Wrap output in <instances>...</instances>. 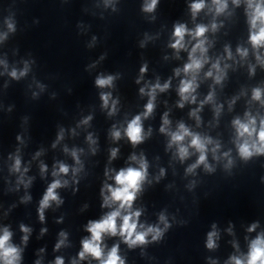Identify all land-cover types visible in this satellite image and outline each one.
Returning <instances> with one entry per match:
<instances>
[{
	"label": "clouds",
	"instance_id": "clouds-1",
	"mask_svg": "<svg viewBox=\"0 0 264 264\" xmlns=\"http://www.w3.org/2000/svg\"><path fill=\"white\" fill-rule=\"evenodd\" d=\"M158 0H150V3H146L144 7V11L152 12L154 11ZM213 5H215V11L217 14L224 12L227 8V0H212ZM233 4L239 5L240 0H232ZM247 8L249 10V23H250V43L254 48L264 47V0H246ZM191 11L193 17L205 7L204 0H196V2L191 4ZM7 28L9 31H15L14 23L11 20L6 21ZM212 30L214 31L217 27L216 24L211 25ZM208 31V28L204 25H197L194 31L189 32L183 24H177L175 26L173 36L175 37V42L170 46L173 49L179 51L185 47L184 38L185 35H191L193 39H196L197 42L191 48L189 53V62L184 65L182 71L190 75V79H184L180 83V87L178 89L179 95L181 97V102L179 104L180 107L184 106V102H192L195 103L196 97L193 95L196 88L198 87L196 82V74L200 71L205 63H207V56L205 53L207 52V48L205 47V33ZM4 37L0 36V39ZM228 57L231 58L232 54L228 49H226ZM237 52L241 57L247 56L246 49H237ZM197 53L200 55L197 56ZM257 60L264 65V60H261L259 56H257ZM212 69L216 70L215 81L219 83L223 77L224 72L223 69L220 68V63L217 61L212 65ZM28 71L27 64L25 68L17 73L16 70H12L10 75L14 79H19L20 77L26 75ZM146 71V68H141V72ZM181 69L176 70V74H180ZM207 76L211 77L213 72L210 70L206 73ZM114 77L109 75L107 77H98L95 81L98 87L111 86ZM169 84L165 83L161 85L160 83H156L151 87L148 92V96L150 97L148 103L145 106V112L143 113L144 117L150 115L154 109L155 95L157 90L163 92L168 89ZM143 94L145 89H140ZM262 92L259 88L253 90V99L261 100ZM101 99L103 100V104L105 107L108 106L110 94H102ZM213 95L210 93L206 98L205 102L212 101ZM116 101L112 102V108L110 111V115L116 111ZM197 111L199 109L191 112V115L196 117ZM219 112V108H217V113ZM247 115V114H246ZM88 119H91L89 117ZM141 115L135 116L127 125L125 129V135L129 139V141L136 145L143 141L144 134L141 123ZM87 123V120L84 121ZM169 124V120L167 119V114L163 119V126L161 127V132H168L167 125ZM233 124L236 128L237 135L239 138H244L242 143L237 145L239 155L241 158L247 160L253 155H264V119L260 120L259 129L257 130L256 124L257 121L255 118L250 117L247 119V122H241L240 119H236L233 121ZM62 135V132H61ZM171 140L169 143V147L172 144L178 145V155L181 160L186 158L189 155V147L194 148L197 152H199L198 160L195 164L191 165L187 171L193 172V170L203 164L205 169L208 171H212L211 167L207 163V145L212 144L213 141L210 138H201L199 135L193 134L190 130L183 124H179L178 130L175 132L169 133ZM112 136L114 139H119L121 136V132L119 130H114L112 132ZM186 137H191L190 145L184 146L183 141ZM246 137V138H245ZM253 137H255L253 139ZM91 143H95L92 140L91 135L88 137ZM219 145L217 144L215 148L212 149V152L215 153ZM67 151V149H66ZM117 155V150L113 149L111 152V157L115 158ZM227 155V153H225ZM72 156L77 159V163H79V159L77 158V153L75 151L72 152ZM133 161H136L139 165L136 167H128L126 169H121L118 173L115 174L114 180L116 186L105 185L107 192L109 195H104V205L103 206H112L117 205L115 210L110 211L105 216H103L100 220L90 221L87 226V231L90 233V238L84 239L82 241V249L79 252V258L81 260L86 259L87 257H92L97 260L99 264H124V260L119 255V246L114 245L110 251L105 254L104 246H103V238L105 235L117 236L119 235L124 243H126L130 248L143 245L148 243L147 237L151 235L152 240H159L164 230H166L170 225L167 223L164 215L159 217L160 222L164 224V229L154 226L147 227L146 230L138 231V228H143V225L138 224V218L140 217V211H131L133 203L136 199L137 193L141 190L142 183L145 181L147 177V162L141 156L139 159L135 155L130 158ZM231 164V161H229ZM20 167V160L17 158L15 162V169L18 171ZM44 167L42 166V171H44ZM78 171V169H73V172ZM69 172V168L61 164L59 166V172H53V175L56 176L59 173L67 174ZM107 174V173H106ZM163 174V170L161 172ZM68 182L64 181L63 184L66 185ZM27 186V185H25ZM63 186L60 180H55L50 184L46 193L43 196V199L40 202V219L44 220V209L50 206V202L55 201L59 204L61 201L56 193V189ZM104 193V189H102V195ZM126 213V214H122ZM118 219L121 221L120 224H117ZM215 227V226H214ZM256 225L253 224L248 230L254 231ZM21 230L24 233H28L30 230L27 227L21 226ZM62 237L65 236L64 233L60 234ZM216 232H210L208 234L207 239V247L212 249L215 247ZM12 233L8 231L7 228L3 230V233L0 234V264H20V249L10 243ZM28 239L27 235L23 237V240L26 242ZM64 243V240L61 239L60 242L56 245L59 248ZM55 264H64L62 258L57 257ZM231 264H264V234L257 235V237L251 241L249 245V251L247 253L246 258L232 257Z\"/></svg>",
	"mask_w": 264,
	"mask_h": 264
}]
</instances>
